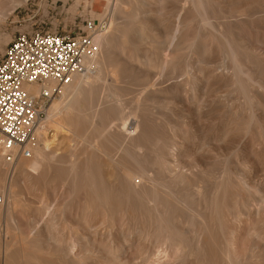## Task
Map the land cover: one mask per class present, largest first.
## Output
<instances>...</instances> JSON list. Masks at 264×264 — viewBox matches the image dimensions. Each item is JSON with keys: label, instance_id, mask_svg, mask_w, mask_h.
<instances>
[{"label": "bare ground", "instance_id": "1", "mask_svg": "<svg viewBox=\"0 0 264 264\" xmlns=\"http://www.w3.org/2000/svg\"><path fill=\"white\" fill-rule=\"evenodd\" d=\"M27 1L0 0V29ZM102 1L84 73L25 86L60 96L30 156L0 147V219L24 220L22 190L59 208L6 226L0 264H264V0ZM52 127L72 135L67 155Z\"/></svg>", "mask_w": 264, "mask_h": 264}, {"label": "built area", "instance_id": "2", "mask_svg": "<svg viewBox=\"0 0 264 264\" xmlns=\"http://www.w3.org/2000/svg\"><path fill=\"white\" fill-rule=\"evenodd\" d=\"M98 25L96 21H86L80 32L20 34L7 46L0 61L2 149L30 156L27 146L34 142V131L45 112L25 86L51 82L60 87L83 74L86 60L98 52L93 41ZM55 95L44 92L42 99L51 100ZM7 160L11 161V156Z\"/></svg>", "mask_w": 264, "mask_h": 264}, {"label": "rangeland", "instance_id": "3", "mask_svg": "<svg viewBox=\"0 0 264 264\" xmlns=\"http://www.w3.org/2000/svg\"><path fill=\"white\" fill-rule=\"evenodd\" d=\"M155 1L147 0V2L149 3V6L151 4V9L154 11L156 10L155 6H157L155 4ZM125 7L123 6L124 10L127 9V7L126 8ZM104 10H105V5H104V1L102 0H95V1L87 0L86 2L83 1L80 4H76V0H28L26 3L19 5L18 7L14 9L9 19L7 20L6 24H4L0 29V61L3 58V55L5 54L7 46L12 42V40H14L20 34H32V33H38V32L58 33V34L72 32V31L80 32V30L84 29L86 21H96L97 22V18L94 15L95 14L101 15L104 12ZM92 12L93 13L95 12V14L93 15ZM157 19L160 20L159 17H157L156 13L153 14L150 17V19L147 21L148 28L156 30L158 26L157 23L159 22ZM171 23L172 22L169 21L168 25L171 26L172 25ZM155 26L156 28L154 29ZM149 33L151 34V31ZM95 44L97 45V43ZM98 52H99V49H98ZM131 80L132 81H130V85H128V88H132L133 90L132 89L128 90L129 95L127 97L130 100L133 98L140 97L141 94L143 93L142 91L143 87L141 86L139 82L140 79L137 78V75L135 73L131 76ZM57 100L58 101L60 100L59 95H55L51 100H46V99L38 100L37 102L38 106L42 107V110L45 112V116L42 118L41 121H44V119L46 118L47 110L52 105V103ZM131 104L125 106L126 110L124 109V111L126 113H129L130 110L132 109ZM71 136L72 135L70 133H65L64 131L62 132V134L61 133L59 134L55 131V128L52 127L46 132L45 138H47L48 141L50 142L49 144L51 145L50 148H51L52 153L60 157V156L67 155L70 152L72 145L74 146L73 138ZM34 145L35 147L38 146V143L36 142V140H35ZM21 183L23 182L21 181L19 183V186ZM0 185H3L5 188L9 185V178H6L4 173H0ZM198 186L201 187L199 184ZM21 187H23V185H21ZM59 191L60 190L56 191L57 194H60ZM21 193L23 195L24 204H27V205L30 204L31 206H33L31 207L33 209V210L31 209L33 212L31 210L29 211L28 207L25 206V208H27V211L24 207L22 209L26 211L27 213H25L23 210H22V213L24 212L23 214L21 213V211H19L21 214L16 213L17 215L16 219L22 218L24 220L22 221L20 220L19 222L17 221L15 223L14 222L8 223V222H5V220L7 219L6 217H2L0 219V232L2 236V239L0 238L1 239L0 241H2L0 242V244L2 243L1 244L2 247L4 245L3 242L8 240L6 238V229H5L6 226H20V227L22 226V229L24 227V230H25V228L29 226V221L34 217V215L35 216L37 215L36 212L39 213L40 211L39 213L40 215L38 214L39 216H41V213L43 214V211L45 208L43 204H44V201H47L48 197L43 198V196H41L40 200L38 199V197L36 199V195L38 196L40 195L39 191H36L32 195L28 194V192L26 193L25 190H22ZM73 196H76V195L74 193L66 194V198H65L66 203L64 204L65 208L63 207V209L66 212L72 213L74 209L75 210L77 209L78 202L76 201V198ZM47 204H48L47 206L55 210V212L59 210L56 203L53 202L50 199V197L48 198ZM30 212H32L31 215H30ZM75 212L76 211H74L73 213ZM16 215H13V216H16ZM58 218H57L58 220L57 225H58V222L61 221L59 223V227L61 228L62 226L66 233L68 231L66 228L69 229L72 224L69 222L67 215L61 218L58 216ZM63 220L65 221V223ZM65 224L68 227H66ZM4 233H5V236H4ZM4 238H6V240Z\"/></svg>", "mask_w": 264, "mask_h": 264}]
</instances>
